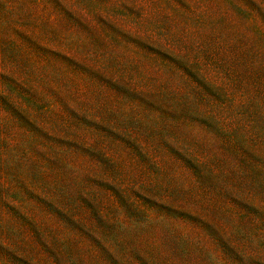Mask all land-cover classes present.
Here are the masks:
<instances>
[{
  "label": "rangeland",
  "instance_id": "rangeland-1",
  "mask_svg": "<svg viewBox=\"0 0 264 264\" xmlns=\"http://www.w3.org/2000/svg\"><path fill=\"white\" fill-rule=\"evenodd\" d=\"M0 264H264V0H0Z\"/></svg>",
  "mask_w": 264,
  "mask_h": 264
}]
</instances>
